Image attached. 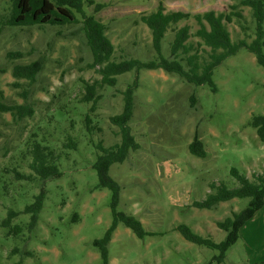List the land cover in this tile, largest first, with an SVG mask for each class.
<instances>
[{"label": "rangeland", "instance_id": "1", "mask_svg": "<svg viewBox=\"0 0 264 264\" xmlns=\"http://www.w3.org/2000/svg\"><path fill=\"white\" fill-rule=\"evenodd\" d=\"M94 2L103 6L95 17L106 25L116 56L144 61L154 57L150 31L139 17L155 10L159 2L166 11L190 13L209 9L229 12L237 4L246 30L234 19L227 24L231 38H254L251 10L239 5V0ZM8 6L9 0H0V16ZM93 7L87 6L85 11L92 13ZM1 21L0 17V92L5 100L22 102L21 89L13 86L15 63L36 61L41 70L29 98L33 117L17 123L10 114L0 113V264H102L92 241L101 238L111 223L110 191H92L97 183L91 167L95 150L80 117L71 119L70 115L83 116L88 108L80 101L84 81L100 77L89 67L92 55L81 18L63 26L10 27ZM184 24L192 32L198 27L193 18L177 26ZM166 36L165 54L170 31ZM14 52L22 57L13 58L10 54ZM133 77L128 72L119 77L117 85L104 90L94 117L102 129L92 136L93 143L101 141L107 147L119 142L118 128L110 117L121 112L122 92ZM212 79L216 90L194 86L161 69L139 73L128 122L139 147L130 151L124 162L112 165L111 174L122 187L118 210L135 216L144 230L154 235L139 239L119 224L108 245L110 264H264V207L246 222L242 235L221 262L215 260L217 249L190 242L176 230L186 224L203 236L211 234L216 243L224 241L226 231L218 228L217 222L242 209L247 199L235 198L212 209H197L192 202L203 199L211 183L223 181L232 187L231 168L250 179L264 172V140L249 123L252 116L264 114V68L241 48L214 69ZM59 111L69 112L70 119L55 123ZM32 132L53 140L58 149L65 134L77 138L78 149L61 160V177L44 183L16 179L15 171L30 172V159L23 157V152ZM194 137L202 140L206 157L189 153ZM41 189L45 192L43 207L30 225L31 214L22 210ZM9 210L20 213L9 224H2ZM75 213L78 219L72 222Z\"/></svg>", "mask_w": 264, "mask_h": 264}, {"label": "trees", "instance_id": "2", "mask_svg": "<svg viewBox=\"0 0 264 264\" xmlns=\"http://www.w3.org/2000/svg\"><path fill=\"white\" fill-rule=\"evenodd\" d=\"M239 5L249 7L251 10L255 25L254 38L250 41L247 40L248 36L233 40L228 30L227 24L234 19H237L241 24V20L244 18L237 4H233L231 6L233 10L229 12H216L209 9L190 13L182 10L166 11L162 2H159L155 10L141 14L139 17L150 31L151 46L154 51V57L146 61L135 57L115 55L114 45L106 34V25L95 17V13L103 6L96 4L94 0H9L6 12L1 14V25L10 27L63 26L78 23L81 18L83 34L92 55L89 67L95 69L100 77L92 82L84 81V92L80 101L87 104L88 108L83 116L80 113L74 115L59 111L54 121L59 124L62 118L69 117L68 119H70V115L71 119L76 116L80 117L79 120H81L86 135L95 150V160L91 167L96 172L97 183L93 186L92 191L104 188L110 191L111 223L101 238L92 241V245L99 251L102 264H110L108 245L119 224L130 229L139 239L145 235H154V233L145 231L141 221L135 216L118 210L122 187L111 174L112 165L124 162L128 153L139 147L128 125L133 113L134 91L139 86V73L145 70L161 69L194 86H208L211 90H216L212 79L214 69L241 48L252 53L256 63L264 68V0H239ZM87 6H94V11L87 13L85 11ZM189 18H193L198 26L193 32L187 24L177 26V23ZM241 27L246 30L242 24ZM168 31L172 34V38L167 44L168 52L165 54L163 43L166 41ZM10 55L15 59L22 57L19 52ZM40 70L41 66L36 61L13 65L11 70L15 79L13 86L21 89L19 95L22 102L9 103L0 92V113L10 114L11 119L17 123L33 117L34 105L29 98ZM128 72L133 73L134 77L122 92L123 108L120 113L110 117L111 124L118 128L119 142L107 147L102 145L101 141L93 143L92 136L101 132L102 129L94 117H96L99 102L103 100L104 90L117 85L119 77L128 74ZM71 123L73 122L71 121ZM249 123L256 129L259 138L263 141L264 114L252 116ZM51 142L54 141L44 136L38 138L37 132L30 134L23 152V157L30 159L28 163L30 172L23 174L15 171L16 179L44 183L49 179L62 176L61 160L67 158L70 151L77 150L79 142L72 133L65 134L61 149ZM188 151L191 155L199 158H204L207 155L202 140L197 137H194L189 143ZM230 175L235 179L232 187L223 181L217 185L211 183V189L205 197L192 202V205L197 209H212L221 202L235 198L247 199V203L242 209L233 211L231 216L217 222L218 228L226 231L224 241L216 243L212 240L211 234L203 236L186 224L176 227V230L186 240L200 246L217 249L219 252L215 258L217 262L223 260L226 251L238 240L240 229L257 210L264 207V172L254 174L250 179L245 173L231 168ZM44 198L45 192L41 189L34 197V201L22 210L23 213L31 214L30 225L37 221ZM19 213L9 210L1 223L9 224ZM76 219H78L77 213L73 214L71 221H76Z\"/></svg>", "mask_w": 264, "mask_h": 264}, {"label": "crops", "instance_id": "3", "mask_svg": "<svg viewBox=\"0 0 264 264\" xmlns=\"http://www.w3.org/2000/svg\"><path fill=\"white\" fill-rule=\"evenodd\" d=\"M249 221V220H248ZM245 227V225L240 229V236L242 235V229ZM111 241H112V239H111ZM111 241H110V243H111ZM109 243V244H110ZM109 254V253H108ZM109 258H110V256H109Z\"/></svg>", "mask_w": 264, "mask_h": 264}]
</instances>
